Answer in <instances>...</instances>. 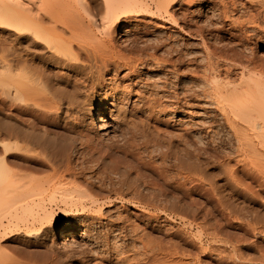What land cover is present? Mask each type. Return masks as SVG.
Segmentation results:
<instances>
[{
    "label": "rangeland",
    "instance_id": "374dc122",
    "mask_svg": "<svg viewBox=\"0 0 264 264\" xmlns=\"http://www.w3.org/2000/svg\"><path fill=\"white\" fill-rule=\"evenodd\" d=\"M19 1H22L24 3L22 4V6L27 5L26 8L24 7L26 10L36 2L35 0H32L35 2H29L30 0ZM188 1H190V3H188ZM256 1H258L259 4H255ZM231 2L235 5H233ZM263 2V0H178L172 8V10L174 9L176 12L174 17L176 21L170 19V17L167 15H159L156 12H148L147 15H136L134 18L135 24L130 29V32H127V34L124 35L125 31H120L123 33V36L121 38H119L118 36L116 40L118 44H120L119 46H123L122 49L124 51H127L128 49L130 50L132 48L136 49L137 47V49L139 50L145 49V51L142 52L141 50H137L142 53V55L140 54L141 56H143L144 54L145 58V54L149 55H146L147 58H145V63L137 65L136 69L138 71L136 74H128L130 72L128 68H121L118 72L113 71L108 75L112 77L115 84H121L120 90L122 93H126L128 98L127 100L124 98L117 100V104L120 106V113H116L118 111L117 108L110 106L111 109L114 108L112 113H116L114 114L118 116L119 122L114 127V131L110 133V135L101 137L102 140L101 138L97 139L96 136L100 131L97 129L95 130V127H91L92 115H90V112L88 110L89 100H87V97L85 96L87 92H85L84 90L86 89L83 86L84 84L81 83L83 85H80V89L83 90H80V96L77 94L74 95V89L72 88L73 83L66 81L67 79H65V72L68 73V70L62 68L60 69L55 66L51 52L49 50H46L47 47H45L43 43H41L42 45H40V41H35V39H33L35 38L34 35L32 34V37L31 35H29V32H27L28 35L26 32H21L23 35H25V37H22V34H19V31L15 30L14 27L12 28L0 23V157L2 156L1 153H3V146H1V143H4L7 140L6 142L10 144L14 140L15 142L13 141L11 145L15 143L17 146L18 143L19 149L17 148L16 151H14V149L12 152L15 153V155H18V158L15 157V159H13V161L11 162V166L13 165L16 170L22 169L20 171H24L26 173L28 172L26 171L28 169L34 170H29V172H33L38 176V173L41 169L38 168V170L37 168H35L34 162H38V160L42 161V159L44 160V158H42V155H37L38 157H35L34 153L38 154L37 150L39 152V150L43 149L48 142L49 143L45 146L47 147V150L48 148L50 149L51 147L53 148L55 145H57L58 147L55 146L56 148L54 147V150L51 148V150L49 151L50 153L45 148L43 149V151H46H44L46 153L45 155L52 154L50 157H53V160L51 158L50 160L55 161V164L57 162L56 166L62 163L61 165L65 167V164L70 161L69 164H71V167L72 165H75V169L82 171L83 175L85 174L86 185H88V183L92 181L88 186L93 185V188H95V190L97 191L100 188L99 190L101 192L98 191V195L100 196V193L104 195H101L102 197L100 196V199L114 200L111 206L106 207L102 210V214L95 213V218H86L88 222H92L93 220H95L92 223L93 227L96 229V232L94 231V236L96 233V237L98 238L96 241L97 243L92 242L88 237H81V233H78L80 234L76 235L78 243H75L74 247L75 249L78 248L79 252L78 249H76L77 252L75 253L65 254L62 249L60 252V248L58 249V246L55 243L54 245L57 248L53 245L51 246L52 241L50 242L49 240H47V245L42 244L43 246L40 245L38 247H33V249L28 248V250H31V252H35L37 254L39 253V257H37L38 255L36 256L37 260H39L38 262H40L39 258L42 257V255L47 254L48 257L46 255L45 256L48 258V260L45 258V256H43L44 258L42 257L41 260H43L45 263L52 262L50 264H53V262L55 264H132V261L133 264L139 262L140 264H148L147 262L152 259V249L156 248L159 251L161 250L160 256L162 257V261H164V264H177V262H180V264L182 262L186 264H199V262H203V264H264V236L254 237V235L251 234L246 235L244 230L242 229L243 227L241 228L240 226V229L239 226H237V222L235 219H233L232 215L229 217V219H233L234 222H232V225L230 224L231 226H227V231H229V233H232V235H234L235 233H239V235L241 233V235L244 236L249 235L248 238H246L245 240L243 239V241H239L238 244L235 241L238 247L241 246L240 250L242 253H239V255L235 257L234 255H232L233 257H231L232 246L229 244V242L227 241L225 242V244L224 242H220L217 239H214L213 236L209 234V224L213 220L211 215L213 209L214 217H216L218 221L221 220L222 224L225 223L224 225H227V218L226 220L224 219L225 216L223 215L222 211L225 208V211H228V207L233 211L230 209V212L228 211L227 213H233V215L237 211H239L237 214L244 212L246 213L249 208L251 209V212H253V214L255 213L257 215V217L259 215V217L257 218L254 214V216L256 217L255 218L252 216L253 214L249 212L250 210H248L249 213L247 212L246 214H250L252 216L250 217L249 215L250 219L253 221L252 218H254V220H256L254 222H257V220H259L257 223L259 225H264V191H261V195H263V197H256L258 199L257 200L254 196L249 194V192H246L245 190V192H242L243 189L237 186L232 179L231 181L229 179L230 177L228 178L229 173H226L228 171V168H225L227 166L223 165L226 164L225 162H223V160L226 158L228 159L227 156L230 155L232 158H229L233 159L230 163L233 164L235 162L234 156L231 155L234 152L235 144L234 142L232 143L233 137L230 138L231 135L229 134L228 130L224 129L225 122L224 120H222L220 112L217 109L213 108V106L211 105V99L208 96L206 81L201 76L204 71V66L207 62L206 60H208L206 57L208 50L215 48L216 45L218 46L217 49H221V46L224 47H222V49H227L231 46H238L239 49L241 48V50L243 48V51H245V53H250L247 50L252 47L253 49H256L255 52L258 56H264V29L263 27L260 28L261 26L258 25L260 24L264 26V20H262L264 18V9L262 7L264 6ZM225 3L227 5H224ZM256 5H260L258 6V8L260 10L262 9L261 12ZM224 6L226 7V10L230 8L227 11V15H231L226 18L224 16L225 19L222 17L224 14L223 11H225ZM34 8L38 9V7ZM31 10H34V12H36L33 8L30 9V11ZM257 11H259L260 13H258L257 15L258 20L256 21V23H254L256 24L255 26H257L255 27L253 26L254 24H251L252 22L249 24V22L246 21H248L247 19L251 17L252 13L253 15L257 14L255 13ZM31 12L33 13V11ZM230 18L231 21H229ZM232 19H235V21H233ZM236 19L245 22L242 25L239 24L241 26H244L241 27L237 25V23L240 21H236ZM261 20L263 22L258 23ZM232 21L234 22V24H232ZM221 23L226 24V27L230 29L227 30L228 32L225 31L226 33H224V35L223 32H221L223 25ZM201 26L202 28L204 27V31H200L199 33L198 30ZM216 27L219 31L214 29ZM232 33L235 36H232ZM239 33L242 35H240ZM245 33L248 35V37L245 35ZM255 34L257 35L255 36ZM239 35L243 38H240ZM249 36L252 37L249 38ZM258 36L262 37H259L258 39ZM234 37H236V39ZM241 39L245 40V43H243ZM248 40L250 41L248 42ZM237 41H240L239 44L241 42L242 43L239 45ZM233 42L235 43V45L233 44ZM243 45H245L247 49ZM28 48L33 53H31ZM139 52H136L138 55L134 52L133 53L137 56H140ZM15 54H19L20 57H18L19 55ZM36 55L39 56L37 57ZM50 56H52V58ZM261 56L259 57L261 58ZM5 58L7 61L5 60ZM5 61L7 62L6 64ZM223 61L224 62H222V59L219 60V63L222 66H220L222 68L221 70L225 68L223 72L226 71L225 74L227 73L226 75H230V79H235L233 77L240 75L239 72L241 71V69L238 68V65L237 67L233 66L237 69H233L232 67L230 68V70H228L225 67L226 63L228 64L235 62H229L226 59H223ZM18 63L27 71H29V68L30 71L34 70V68L38 72H40L41 70V73H44V78L50 81L49 83H54L53 86L57 88L59 87V89L61 90H63L64 88V90L69 93L68 99L73 98L78 103L76 106H74L72 110L73 112L64 109L59 114H54L55 112H49L51 114L48 115L49 113L46 112L43 107H41L38 98H36L38 100L34 99L35 97H32V99L27 95L25 99V94L23 95V91L21 92L20 89L22 87H28L29 83H27L25 76L24 79L23 77H20L22 76V71L20 70L21 66H19ZM23 65L25 66L23 67ZM8 66L10 68L12 67V70L9 69ZM16 66L18 67V69ZM6 67L9 71H13L14 75L10 73L13 76H15V74L19 70V72L17 73L19 75L15 77L18 82H20L19 90H17V86H14V84L12 83L6 85V88H4L5 86L3 82L1 83V80L3 78L2 72L6 70ZM13 67H15V72ZM38 68H40V70ZM231 69L232 72H229L231 71ZM26 70H24L25 72H23L24 74L26 73V76H29V72H27ZM228 72L230 74H228ZM231 74L233 77H231ZM30 75H32V73ZM61 75H63L64 78H62ZM23 83H25V86H21ZM122 85L127 86V88L123 87ZM8 86H10L11 88ZM7 87L10 89H7ZM14 89L18 92V94H20L19 96L22 97L19 100L15 99L18 98V94L15 95V93H13V91H15ZM205 91H207V93ZM7 92L10 93L8 94L9 98L7 94H3ZM128 92L130 93L128 94ZM28 99L32 101H28ZM38 104L39 106H37ZM40 110L42 113L40 112ZM43 110L45 111L44 113ZM65 110L69 113L67 112L66 114ZM32 112L35 115H33ZM112 113L110 116H112ZM41 115H44V118ZM45 115L46 120L44 121ZM47 118L50 119L48 120ZM111 118H107L106 126L111 121ZM54 119L55 121L53 122ZM33 121H36L35 124H33ZM221 123L223 124L220 125ZM32 124L34 126H32ZM38 125H40L41 127ZM10 128H12L13 130ZM43 129L45 131H48L45 132ZM214 129L216 130V133L218 132V134H215ZM30 131H32L33 133H38L37 139L39 140H37L36 137L35 139L30 137L29 135L33 134ZM93 133L96 135H93ZM14 135L15 138L12 137ZM211 136H215V140H218L217 143L216 141L213 142L214 138L212 139ZM217 136H219V138H217ZM22 137H24L25 139H22ZM91 137L92 142H98V140L99 142L102 141V150H96L97 148H95L94 151H96L94 153H86L87 151L85 150H88L86 144L91 141ZM220 137L221 139H224L221 140V143L223 142V145L220 144ZM228 140H231V143ZM62 141H65L64 144ZM90 143L88 145H90ZM41 144H43V146ZM230 144H234V146L232 147L233 149L231 148L232 145ZM40 145L41 147L40 149H38V146ZM30 146L33 148L32 150L37 149L36 152L29 151L30 148L27 149L28 152H33L32 154L34 155L32 156H34V158L30 156V153H28L26 150V148ZM74 148H77V150H74ZM83 148L87 149L84 150ZM222 148L226 149L224 150L226 151L224 152L225 154H223ZM21 149L24 151H22ZM61 149H63L64 151L67 149V151L64 153V151L61 152ZM78 149H81L85 152L82 151V153L81 150L78 151ZM227 151L229 152V155H226ZM40 152H42V150H40ZM57 155L58 157H56ZM28 156L29 158H32L28 160ZM39 156H42L40 158L41 160L39 159ZM76 156L78 157L76 158ZM80 156H82V159L80 158ZM84 157H86L87 159ZM35 158H37L38 160L36 161ZM32 159L35 160L33 161ZM84 159H86L87 162ZM227 159L224 161H227ZM29 161H31V163ZM42 163H44V161H42ZM46 163L48 165L50 164L49 161H46ZM27 164H29V167ZM61 165L59 167L63 168V166ZM38 166L39 165L37 164V167ZM88 167L90 169H88ZM131 167L133 168V170ZM36 169L39 172H37ZM188 169L191 170L189 171ZM46 170L42 169V172L39 173V176L42 175L41 177H46L54 173V171H52L51 173L50 168L49 170ZM42 173H44V176ZM89 176L90 178H88ZM122 178L125 179L122 180ZM87 179H90L89 182L87 181ZM211 182H215L214 190L217 189L214 191L215 194L213 196V191L211 193ZM94 183L97 186L99 185L100 187L98 188ZM138 185L141 187H139ZM235 186L239 189H236ZM128 189L131 190V194L126 192L129 191ZM105 190L106 192H103ZM120 192L122 193L120 194ZM155 194L156 197H154ZM138 195H140L141 197ZM249 196L253 197L255 200L253 198H250ZM140 198L141 200H139ZM219 200H223L225 201V203H222V201L220 202ZM222 205H225V208ZM243 207H247V209H244ZM240 209L243 210L241 211ZM69 216L75 217L76 215H67L66 217ZM79 216L81 217L82 215ZM66 217L61 215L57 216L50 228L57 227L58 225L63 224ZM82 217L85 216L83 215ZM114 227H119L121 231L109 230L113 229ZM224 240L227 239L225 238ZM24 242L25 241L23 240L21 243L23 244ZM145 242L149 246L145 245ZM159 244L163 247H161ZM224 245L225 247L228 245L227 250V247L224 248ZM220 246L221 248H219ZM217 247L219 249L216 250ZM220 249H224L226 250V252H217ZM164 250H166V252ZM173 251L174 254L172 255V253L170 252ZM178 251L179 253H177ZM227 251L231 253L228 254ZM9 252L16 255L18 254L15 251L13 252L11 249H9ZM55 252H58V256L55 254ZM147 258L151 259L147 260ZM43 261H41L42 264Z\"/></svg>",
    "mask_w": 264,
    "mask_h": 264
},
{
    "label": "bare ground",
    "instance_id": "6f19581e",
    "mask_svg": "<svg viewBox=\"0 0 264 264\" xmlns=\"http://www.w3.org/2000/svg\"><path fill=\"white\" fill-rule=\"evenodd\" d=\"M35 1H32V0L29 1V2H35L34 5L35 4L37 5V6L31 5L32 8L35 9V11H36V12H34V10H31V11H33V13H32L30 11V9H32L31 6L29 9L26 10L25 8L27 5L22 6V4H24L22 1L20 2L19 0H0V23L2 25H7V26L12 27V28L14 27L15 30L19 31V34L21 32H26V33L29 32L30 33L29 35H31V36H32V34L34 35L35 38H33V39H35V41H37V40L40 41L39 42L40 45H42L41 43H43L45 45V47H47L46 50L47 51L49 50L51 52L55 66L57 68H60V69L62 68V69L68 70V73L65 72V75H66L65 79H67L66 81L73 83L72 88L74 89V92H73L74 95L77 94L80 96V94H81L80 90H82V89H80V85L84 84L83 86L86 88L84 90H85V92H87V94H85V96L87 97V100H89V103H88L89 109L88 110L90 112V115H92V121H91L92 126L91 127H95V130L97 129L100 131V132L97 131L98 132L97 135L94 133H93V135H96L97 139H100L103 136L110 135V133H112L114 131V127L119 122L118 116L115 115L116 113H120V106L117 104V100H120L121 98H124L127 100L128 96L126 93L121 92V90H120L121 84H119V83L115 84V82H113L112 77H110L108 75L111 74L113 71L118 72L121 68H128L130 70V72L128 74H136L138 71L136 69L137 65L145 63V60H146L145 58H147L146 57L147 54H145V58H144V54H143V56H141L142 55L141 52L145 51V49L144 50L140 49L141 52H139L140 50L137 49V47H136V49L132 48L130 50L128 49L127 51H124L122 49L123 46L122 47L119 46L120 44H118V42L116 40L118 38V36H119V38H121L123 36V33L120 31H122V30L125 31L124 35H126L127 32L129 33L130 29L135 24L134 23L135 22V19H134L135 16L136 15L137 16L145 15V14L147 15L148 12H153V13L156 12L159 15H163V16L167 15L170 17V19L176 21L174 18L176 12L174 9L172 10V8L174 7L175 3H177L178 0H35ZM188 3H190V1H188ZM257 3H258V1H256L255 4H257ZM260 3H262V2H260ZM224 5H227V4L225 3ZM233 5H235V4H233ZM33 6L38 7V9L34 8ZM258 6H260V5H258ZM258 6H257V8H258ZM262 7L264 9V6H262ZM224 10L225 11H223L224 14L222 13L223 14L222 17L223 18H224V16H225V18L229 17L230 14L227 15L228 10H226V7L224 8ZM261 10L259 9L260 12H261ZM230 11H232V10H230ZM259 11L255 12L257 14H254V15L252 13V15H251L252 18L251 17L249 18L250 20L247 19L248 21H246V20H244V21L249 22V24L251 22H252L251 24L256 23V21L258 20L257 15H258V13H260ZM30 12H31V14H30ZM261 17H262V15H261ZM232 20L235 21V19H232ZM238 20L239 19H236V21H238ZM262 20H264V18ZM262 20L259 21L258 23L263 22ZM229 21H231V18ZM244 23L245 22L240 21L237 23V25H239V24L242 25ZM221 24H223L221 32H223V35H224V33H226L225 31L230 30V29H228L226 27L227 26L226 24H224V23H221ZM232 24H234V22ZM241 25H239V26H241ZM255 25L256 24H254L253 26H255ZM258 25L261 26L260 28L263 27V29H264L263 25H260V24H258ZM243 26H241V27H243ZM124 27H126V28H124ZM217 27L214 29L217 30ZM255 27H257V26H255ZM203 28L201 26L199 28L198 32L200 33V31H204ZM219 29H220V26H219ZM217 31H219V30H217ZM27 35H28V33H27ZM240 35H242V34H240ZM240 35H239V37H240ZM245 35L248 37V35L246 33H245ZM256 35L257 34H255V36ZM232 36H235V35L233 34ZM252 36H254V35H252ZM252 36H249V38ZM22 37H25V35L22 34ZM22 37H21V39H22ZM259 37H262V36H258V39H259ZM263 37H264V35H263ZM234 38L236 39V37H234ZM26 39H27V37H26ZM245 39H246V37H245ZM241 41L243 43H245V40L241 39ZM249 41L250 40H248V42ZM239 42H238V44H239ZM233 44L235 45L234 42H233ZM238 44H236V45H238ZM216 46L213 49H210V47H209L210 50H208V53L206 56L208 60H206L207 62H206V65L204 66V71H203V74L201 76L206 81L208 96L211 99V105L213 106V108L217 109L220 112L221 118L225 122L224 125L226 128L224 127V129L228 130L229 134L231 135L230 138L233 137V140H234V141L232 140V143L234 142V144H235L234 152H233V154H231L234 156L235 162L233 164L230 163L233 159L229 158L231 156L229 155V152L227 151L226 155L228 154L229 156H227L228 159L227 158L226 159L228 162L224 161V160H226V159H224L223 162H225L227 165L226 164H223V165L227 166L225 168H228V171L226 169V171H227L226 173H229L228 178L230 177L229 178L230 180L232 179L237 186L242 188L243 189L242 192L245 190L246 192H249V194H251L255 198L256 197L259 198V196L263 197V195H261V191H264V58H263L264 56L262 57L261 55H259V56H261V58H260L255 52L256 49L255 48L253 49L252 47L250 48L251 50L250 49L247 50L250 53H245V51H243L244 49L242 48V50H241V48L239 49L238 46H237L238 48L231 46L227 49H222L223 46H221V49H217L218 46L217 47ZM243 46H245V45H243ZM246 49H247V47H246ZM137 50H139V51H137ZM8 51H9V49H8ZM133 52L134 53L139 52V55L140 54L141 55L137 56L138 54L136 53L137 54L136 55ZM31 53H33V52L31 51ZM15 55H19V54H15ZM52 56H50V57L52 58ZM150 56H153V55H150ZM18 57H20V55ZM220 59H222V62L225 61V60L223 61V59H226L229 62H235V63H228V64L226 63L225 67L228 70H230V68H232L233 66L237 67V65H238L239 66L238 68L241 69V71L239 70L240 75L233 77L231 74V77H233L235 79H230V75H226L227 74V73L225 74L226 71L223 72V70H225V68L223 70H221L222 66L219 63ZM5 60H6V58H5ZM18 60H19V58H18ZM22 60H23V58H22ZM22 60H20V61H22ZM6 61H5V64L7 63ZM47 63H48V61H47ZM20 64H21V62H20ZM9 65H10V62H9ZM18 65H19V63H18ZM3 66H5V65H3ZM19 66H21V65H19ZM24 66L25 65H23V67ZM236 67H233V69ZM3 68H5V67H3ZM11 68L9 67V69H11ZM13 68H14V72H15L16 71L15 67H13ZM28 68H29V66H28ZM17 69H18V67H17ZM32 69H33V67H32ZM38 69L40 70V68H38ZM20 70L22 71L21 72L22 76H20V77H23V79L26 77L25 79L27 80V83H29L28 87H26V88L22 87L20 89L21 92L23 91L22 92L23 95L25 94L24 98L27 95L30 96L31 98L35 97L34 99L38 98L41 107H43V109L46 112H48V113L49 112H51V113L55 112L54 114H57V113L59 114L64 109L72 111L74 106H76L78 104L75 99H73V98L68 99L69 93L67 91H65L64 88H63V90H61V89H59V87L57 88V87L53 86L54 83L53 84L49 83L50 81H48L44 78L45 77V76H43L44 73H41V70H40V72H38L34 68V70H31L32 71L31 72L30 68H29V71H27L25 68H22V66H21ZM24 70H26L29 73L31 72L32 75H30L31 73L30 74L28 73L29 76H26V73L24 74V72H25ZM33 71H35V72H33ZM18 72H19V70H18ZM51 72H49V73H51ZM229 72H232V69ZM229 72H228V74H230ZM2 73H3V75H2L3 78L1 77L2 78L1 83L3 82V84L5 86L4 88H6V85H9L12 83V84H14V86H17L16 89L19 90L20 82H18V80L15 78L19 74L16 73L17 75L15 74V76H13L14 75L13 71L12 72L9 71L7 67H6V70ZM10 73H12L13 75ZM57 75H59V74H57ZM61 76H62V78H64L63 75H61ZM59 79H57V80H59ZM28 81H30V82H28ZM81 83H83V84H81ZM51 84H52V86H51ZM23 85L25 86V83H23L21 86H23ZM8 87H10V86H8ZM8 87H7V89L11 88V87L10 88H8ZM123 87L127 88V86H123ZM15 91H13V93H15V95L18 94V92L17 91L15 92ZM8 92H9V90H8ZM8 92L3 93V94H5V95L10 94ZM130 92H128V94ZM205 92L207 93V91H205ZM19 95L20 94L17 95L18 98H15L16 100L17 99L19 100L20 98H22ZM142 95H144V94H142ZM140 96H141V94H140ZM8 98H9V95H8ZM77 98H79V97H77ZM15 99H14V102H15ZM30 99H28V101ZM38 99H36V100H38ZM30 101H32V100H30ZM18 106H19V104H18ZM37 106H39V104ZM110 106L117 108L118 111L116 113L114 112L115 114L112 113L114 108L111 109ZM41 110H40V112H41ZM44 110H43V113L45 112ZM38 111H39V109H38ZM67 112L68 111H66V114H67ZM51 113H49L48 115H50ZM111 113H112V116H110ZM32 114H33V112H32ZM33 115H35V114H33ZM39 117H38V119H39ZM108 117H110V118L112 117V118H111V121L109 122V124H107V126H106V121H107ZM47 119L49 120L50 118H47ZM123 119H125V118H123ZM41 120H42V118H41ZM45 120H46V115H45L44 121ZM54 121H55V119L53 120V122ZM35 122L33 124H35ZM223 123H221L220 125H222ZM33 124H32V126H34ZM38 126H40V125H38ZM32 128H34V127H32ZM10 129H12V128H10ZM26 130H25V132H26ZM47 131H45V132H47ZM30 132H32V131H30ZM214 132H215V134H218V132L216 133V130ZM37 134L38 133L34 132L33 134H31L29 136L32 137L33 139H35V137H36V139H37V137H38ZM229 134H228V136H229ZM212 136H211V138L213 139L216 135L214 137H212ZM8 137H10V136H8ZM8 137H6V138H8ZM12 137L15 138V135ZM30 137H29V139H30ZM92 137L90 138V140H91L90 142L95 143L96 141L92 142ZM23 138L24 137H22V139ZM86 138H88V137H86ZM217 138H219V136H217ZM11 139H13V138H11ZM22 139H21V141H22ZM17 140H19V139H17ZM37 140H39V139H37ZM53 140H54V138H53ZM101 140H102V138H101ZM221 140H224V139H221V137H220V144L223 143V142L221 143ZM6 141L4 143L3 142L1 143V146H3L2 147L3 150L1 149L3 153H1L2 156L0 157L1 158L0 159V203H1L0 204V264H42L41 261H43V260H41V258L45 255L47 256V254H44V255L40 254V255H42V257L39 258L40 262H38L39 260H37L36 256L39 253L37 254L35 252H31V250H28V248L33 249V247H38L42 244L47 245L48 244L47 240H49L50 242L51 241L53 242V244L51 242V246L52 245L55 246L54 245V243H55L58 246V249L60 248V252L62 249L65 254H68V253L72 254V253L77 252L76 249H78V248L75 249L74 245H75V243H78L77 242L78 239L76 238V235L78 233H81V235L78 234L81 237H88L92 242H96L98 238L96 237V233L94 236V231L96 232V229L93 227V223H92L95 220H93L92 222H88V220L86 218L94 217L95 213L100 214L104 208L111 206L113 204L114 200H109V199L108 200H102V199H100V196L103 195L101 193H100V196L98 195L99 194L98 191L101 192L99 190L100 186L99 185L97 186L94 183L99 188L98 191L95 190V188H93V185H92L93 183L91 184L92 186H88L90 184V182H92V181L89 182L90 179L89 180L87 179V181L89 183L87 182L88 185H86L85 184V180H86L85 174L83 175L82 171L75 169V167H74L75 165L74 166L72 165V167H73L72 168L70 166L71 164H69V162H70L69 160H68L69 162L67 161L68 163L65 164L66 165L65 167L63 165H61L62 163L58 164L56 166L57 162L55 164L54 163L55 161L50 160V158H51L50 156L52 154L51 155L50 154L45 155L46 151L45 150H44L45 152L43 151L44 148L45 149L47 148L45 146L49 142L47 144L44 143L46 145L44 146V148L42 147L43 149H40L41 145L43 146V144L38 146L39 147L38 149L42 150V152H40V150L38 152V150L36 149L38 154L34 153L35 155L32 153L36 152V150L35 149H34L35 151L32 150L33 148L31 146L27 147V148L24 147V148H26V150L30 148L29 151H33L32 153H30L27 150V152L30 153V156H32V155H34L35 157H38L37 155L43 156V157L39 156V159L41 157L44 158V160L42 159V161H44V163H42V161H39L37 158H35L36 161L38 160V162H34L35 168L41 169L40 172H42V169L49 170V168H50L51 173H52V171H54L53 174H51L49 172L51 175L46 176V175H48V174H46L45 175L46 177H41L42 175L39 176V173H40L38 171L39 169L38 170L36 169L37 172H39L38 176H37V174L35 175V173H33V172L30 173L29 170L30 171H34V170H31L28 168H26V169H28V170H26V171H28L27 173L24 171L23 172L20 171L22 169H20V170L17 169L18 170L17 171L13 167V165L11 166V162L13 161V159H15V157L18 158V155H15V153L12 152L14 149H15L14 151H16L17 148L19 149L18 143L16 146L15 143H13L11 145V143L14 140L10 144L7 143ZM71 141H73V140H71ZM214 141H216L215 138H214L213 142ZM217 141H216V143H217ZM54 142H56V141H54ZM64 142H63V144H64ZM85 142H87V141H85ZM101 142H99V140H98V142H96L95 145H94V143L93 144L90 143V145H88L89 144L88 143V144H86L88 150H85L87 148H85V149L83 148V149L85 151H87L86 153H89V152L94 153L96 150L101 149V146L103 145V144H101ZM25 143H26V141H25ZM40 143H42V142H40ZM28 144H29V142H28ZM52 144H51V146H52ZM234 144L233 145L230 144V145H232L231 148L234 146ZM19 145H21V144H19ZM81 145H83V144H81ZM91 145H94V146H91ZM212 145H215V144H212ZM55 146H57V145H55ZM73 147H76V146H73ZM51 148L50 149L48 148V150L47 149L46 150L49 152L51 150ZM71 148H69V149H71ZM77 148H74V150L75 149L77 150ZM95 148H97V149L94 151ZM22 149H23V147H22ZM79 150H81V149H78V151ZM222 150H223V154H225L224 152H226V151H224V150H226V149L222 148ZM22 151H24V150H22ZM63 151L64 150L61 149V152H63ZM66 151H67V149L64 151V153ZM82 151L83 150H81V152ZM85 151H83V152H85ZM70 152H71V150H70ZM74 153H76V152H74ZM226 155H224V156H226ZM34 156H32V157L34 158ZM92 156H93V154H92ZM32 157L29 158V156H28V160L31 159ZM56 157H58V155ZM77 157L78 156H76V158ZM81 157L82 156H80V158ZM221 157H222V155H221ZM19 158H21V157H19ZM84 158H86V157H84ZM137 158H136V160H137ZM223 158H225V157H223ZM86 159H84V160L86 161ZM70 160H71V158H70ZM31 161H29V162L31 163ZM46 161H49L50 164L48 165L47 164L48 162L46 163ZM16 162H17V160H16ZM128 162H131V161H128ZM36 163L39 165L38 167H37ZM27 165L29 167V164H27ZM60 165L63 166V168L59 167ZM12 168H14L15 171ZM88 169H90V168L88 167ZM132 170H133V168H132ZM42 174L44 176V173H42ZM95 176H97V175H95ZM88 178H90V176ZM123 179H125V178H122V180ZM92 180H93V178H92ZM234 182H232V183H234ZM214 183L215 182H211L212 189L210 187L211 193L213 191L212 196L215 194L214 191L217 190V189L214 190V186H215ZM148 185H150V184H148ZM130 186H132V185H130ZM139 187H141V186H139ZM101 189H103V188H101ZM236 189H239V188L236 187ZM96 191H97V193H96ZM130 191L131 190L126 191V192L131 194ZM103 192H106V190ZM138 192H136V193H138ZM121 193L122 192H120V194ZM158 194H160V193H158ZM243 194H245V193H243ZM249 194H247V195H249ZM138 196H140V195H138ZM154 197H156V194ZM262 197H260V198H262ZM250 198H253V197H250ZM139 200H141V198ZM219 201L220 202L222 201V203L223 202L225 203V201H223V200H219ZM222 206H224V208H225V205H222ZM159 207H160V205H159ZM245 208L247 209V207H245ZM225 209L223 211L222 210L221 211L223 212V215L225 216L224 219L226 220V218H227V223H226L227 225H224L225 224L224 222H223L224 224H222L221 220H219L220 221L219 222L216 219V217H214V212H213L214 209L212 210V212L210 211L213 220L211 219L212 222L209 224L210 228L208 227L209 228V234L212 235L214 239H217L220 242L225 243L228 241L229 244L232 246V251H231L232 253L229 251H227V252H228V254L231 253V257H233L232 255H234V257H235V256L239 255V253H242L240 250L241 246L238 247V245H236L235 241L238 244L239 241H241V240L243 241V239L245 240L249 236V235L246 236L247 234L254 235V237L255 236H257V237L258 236H264V225H259L257 223L259 220H257V222H254V221H256V220H254V218H252L253 221L250 219V217H252V216L255 217L254 216L255 213L253 214V212H251V209H249V208H248V210H250L249 212H251V214H253L252 216L249 214L250 217H249V215L246 214L248 212V210L247 211L245 210L246 213L243 211L244 213H239V214H237L239 212V211H237L233 215V213L232 214L227 213L231 208L228 207V209H229V210L227 209L228 211H225ZM60 215L64 216V217H66L67 215H76V216L75 217H71V216L66 217L63 224L58 225L57 227L50 228L52 223L55 221L56 217L60 216ZM79 215H82V216L84 215L85 217H82V216L80 217ZM231 215H232L233 219L236 220L237 226H239V228H240V226H241V228L243 227L242 229L244 230L246 237L244 235H241V233L239 235V233L234 232L237 235H235V234L232 235V233H229V231H227V226L228 225L231 226L232 222H234L233 219L232 220H230L231 218L229 219V217ZM256 217H257V215H256ZM258 217H259V215H258ZM234 224H236V223H234ZM111 227H113V226H111ZM109 230H120V228L114 227L113 229H109ZM225 238L227 240H224ZM23 240L25 242L22 244L21 242ZM247 242H249V241H247ZM145 245H148V244L145 242ZM161 247H163V246H161ZM226 247L224 245V248H226ZM219 248H221V246ZM219 248L217 247L216 250ZM9 249H11L13 252L14 251L17 252L18 253L17 255H19V256H17L16 254L10 253ZM58 249H56V250H58ZM227 249H228V247L226 248V250ZM169 250H171V249H169ZM226 250L220 249L217 252L224 253V252H226ZM160 251L156 248H153L152 249L153 254L151 253L152 259L150 258L151 259L150 260V259H148L149 258L148 257L147 260H150V261L147 263L148 264H161V263L164 264V261H162V257L160 256ZM164 251L166 252V250H164ZM174 251L170 252V253H172V255H173ZM263 251H264V249H263ZM78 252H79V249H78ZM57 253L58 252H55L56 255H57ZM177 253H179V251ZM105 254H106V252H105ZM225 255H226V253H225ZM46 256H45V258L48 260V258H47L48 256L47 257ZM37 257H39V255ZM106 259H107V257H106ZM251 260H252V258H251ZM169 261H171V260H169ZM123 262H125V261H123ZM50 263H52V262H50ZM50 263L49 262L45 263L43 261V264H50ZM167 263H169V262H167ZM182 263H184V262H182ZM53 264H55V263L53 262ZM132 264H133V261H132ZM136 264H140V262L136 263ZM143 264H145V263H143ZM177 264H180V262L179 263L177 262ZM184 264H186V263H184ZM199 264H203V262H199Z\"/></svg>",
    "mask_w": 264,
    "mask_h": 264
}]
</instances>
